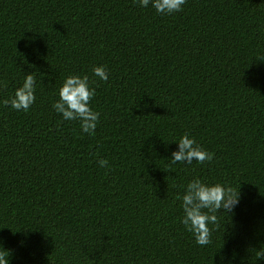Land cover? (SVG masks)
<instances>
[{
    "label": "trees",
    "instance_id": "trees-1",
    "mask_svg": "<svg viewBox=\"0 0 264 264\" xmlns=\"http://www.w3.org/2000/svg\"><path fill=\"white\" fill-rule=\"evenodd\" d=\"M26 73L36 99L18 112L3 101ZM68 75L95 88V135L52 109ZM184 133L212 159L171 164ZM193 177L239 193L205 246L179 222ZM0 257L264 264V0H186L172 15L135 0H0Z\"/></svg>",
    "mask_w": 264,
    "mask_h": 264
},
{
    "label": "clouds",
    "instance_id": "clouds-1",
    "mask_svg": "<svg viewBox=\"0 0 264 264\" xmlns=\"http://www.w3.org/2000/svg\"><path fill=\"white\" fill-rule=\"evenodd\" d=\"M141 8L151 6L156 13L172 15L180 12L186 0H135ZM93 76L101 81L109 79L105 65H97L92 69ZM35 77L26 73L22 84L17 87L12 97L3 101L5 105L16 111L27 112L35 102ZM95 95V88L90 84L88 76L68 75L58 90V99L52 103V109L59 114L63 121H78L82 133L95 135L99 123L100 113L90 106ZM177 150L171 152L170 163L191 164L194 160L203 163L210 161L213 154L205 150L188 133H184L178 140ZM97 164L101 168L109 167L106 158L99 159ZM181 200L183 214L179 222L189 232L200 246L211 242L212 229L209 225H217L218 214L232 213L239 203V193L231 186L221 183H206L199 177H193L184 186L183 194L177 197ZM0 264H6L0 257Z\"/></svg>",
    "mask_w": 264,
    "mask_h": 264
}]
</instances>
